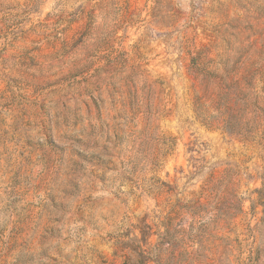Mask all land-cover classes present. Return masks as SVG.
<instances>
[{
    "label": "rangeland",
    "instance_id": "374dc122",
    "mask_svg": "<svg viewBox=\"0 0 264 264\" xmlns=\"http://www.w3.org/2000/svg\"><path fill=\"white\" fill-rule=\"evenodd\" d=\"M0 264H264V0H0Z\"/></svg>",
    "mask_w": 264,
    "mask_h": 264
}]
</instances>
